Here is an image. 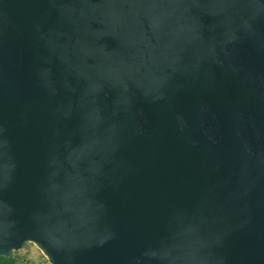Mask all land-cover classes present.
I'll return each mask as SVG.
<instances>
[{
    "label": "water",
    "instance_id": "obj_1",
    "mask_svg": "<svg viewBox=\"0 0 264 264\" xmlns=\"http://www.w3.org/2000/svg\"><path fill=\"white\" fill-rule=\"evenodd\" d=\"M264 264V0H0V256Z\"/></svg>",
    "mask_w": 264,
    "mask_h": 264
},
{
    "label": "rangeland",
    "instance_id": "obj_2",
    "mask_svg": "<svg viewBox=\"0 0 264 264\" xmlns=\"http://www.w3.org/2000/svg\"><path fill=\"white\" fill-rule=\"evenodd\" d=\"M18 264H50L42 251L31 242H28L16 252Z\"/></svg>",
    "mask_w": 264,
    "mask_h": 264
},
{
    "label": "trees",
    "instance_id": "obj_3",
    "mask_svg": "<svg viewBox=\"0 0 264 264\" xmlns=\"http://www.w3.org/2000/svg\"><path fill=\"white\" fill-rule=\"evenodd\" d=\"M0 264H16V259L14 256L0 257Z\"/></svg>",
    "mask_w": 264,
    "mask_h": 264
},
{
    "label": "flooded vegetation",
    "instance_id": "obj_4",
    "mask_svg": "<svg viewBox=\"0 0 264 264\" xmlns=\"http://www.w3.org/2000/svg\"><path fill=\"white\" fill-rule=\"evenodd\" d=\"M27 243H28V242H27ZM25 244H26V243H25ZM25 244H24V245H25ZM23 247H24V246H23ZM23 247H22V248H23ZM19 250H20V249H19ZM19 250H13V251L11 252V254H10V256H14V257H15V259H16V264H18V262H19L16 252L19 251ZM10 256H0V257H10Z\"/></svg>",
    "mask_w": 264,
    "mask_h": 264
}]
</instances>
